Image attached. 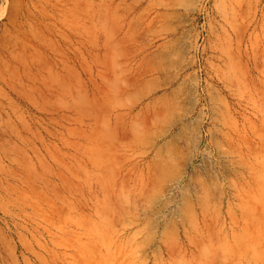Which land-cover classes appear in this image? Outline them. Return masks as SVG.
<instances>
[{"label": "rangeland", "instance_id": "rangeland-1", "mask_svg": "<svg viewBox=\"0 0 264 264\" xmlns=\"http://www.w3.org/2000/svg\"><path fill=\"white\" fill-rule=\"evenodd\" d=\"M50 1L67 40L0 148V264H264V0Z\"/></svg>", "mask_w": 264, "mask_h": 264}, {"label": "bare ground", "instance_id": "bare-ground-1", "mask_svg": "<svg viewBox=\"0 0 264 264\" xmlns=\"http://www.w3.org/2000/svg\"><path fill=\"white\" fill-rule=\"evenodd\" d=\"M57 6L50 0L12 2L0 13L6 20L0 39V148L21 139L37 91H48L44 60L50 51L60 53L67 40Z\"/></svg>", "mask_w": 264, "mask_h": 264}]
</instances>
